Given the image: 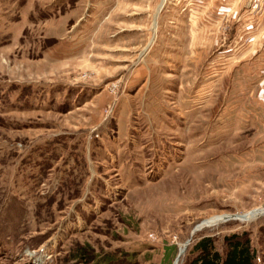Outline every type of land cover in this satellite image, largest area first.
<instances>
[{"label":"rangeland","instance_id":"374dc122","mask_svg":"<svg viewBox=\"0 0 264 264\" xmlns=\"http://www.w3.org/2000/svg\"><path fill=\"white\" fill-rule=\"evenodd\" d=\"M257 7L0 0V264H182L244 232L264 264Z\"/></svg>","mask_w":264,"mask_h":264},{"label":"trees","instance_id":"16d2710c","mask_svg":"<svg viewBox=\"0 0 264 264\" xmlns=\"http://www.w3.org/2000/svg\"><path fill=\"white\" fill-rule=\"evenodd\" d=\"M225 250L220 252L215 239L201 237L186 251L182 264H257V253L247 232L224 237ZM84 250L78 251V259L85 257Z\"/></svg>","mask_w":264,"mask_h":264},{"label":"crops","instance_id":"0c3cea01","mask_svg":"<svg viewBox=\"0 0 264 264\" xmlns=\"http://www.w3.org/2000/svg\"><path fill=\"white\" fill-rule=\"evenodd\" d=\"M261 0H258V7L256 8V13L257 14H261L260 12H264V3H263V7H260L259 6V3H260ZM259 9V10H258ZM260 17V15H259ZM260 30H264L263 28H260ZM260 91V90H259Z\"/></svg>","mask_w":264,"mask_h":264},{"label":"water","instance_id":"95a60500","mask_svg":"<svg viewBox=\"0 0 264 264\" xmlns=\"http://www.w3.org/2000/svg\"><path fill=\"white\" fill-rule=\"evenodd\" d=\"M194 231H197V229L195 228ZM188 243H189V241L183 245V252H184V250L186 249ZM179 255H180V254H178L176 258H178Z\"/></svg>","mask_w":264,"mask_h":264},{"label":"bare ground","instance_id":"6f19581e","mask_svg":"<svg viewBox=\"0 0 264 264\" xmlns=\"http://www.w3.org/2000/svg\"><path fill=\"white\" fill-rule=\"evenodd\" d=\"M263 215V214H262ZM178 261V260H177ZM177 263V262H176Z\"/></svg>","mask_w":264,"mask_h":264}]
</instances>
